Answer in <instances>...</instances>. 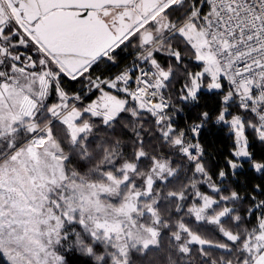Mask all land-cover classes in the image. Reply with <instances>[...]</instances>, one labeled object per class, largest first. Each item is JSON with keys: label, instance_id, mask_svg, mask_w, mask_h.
<instances>
[{"label": "snow or ice", "instance_id": "obj_1", "mask_svg": "<svg viewBox=\"0 0 264 264\" xmlns=\"http://www.w3.org/2000/svg\"><path fill=\"white\" fill-rule=\"evenodd\" d=\"M0 264H264V0H0Z\"/></svg>", "mask_w": 264, "mask_h": 264}]
</instances>
